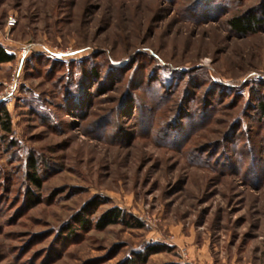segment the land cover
Masks as SVG:
<instances>
[{
  "label": "rangeland",
  "instance_id": "1",
  "mask_svg": "<svg viewBox=\"0 0 264 264\" xmlns=\"http://www.w3.org/2000/svg\"><path fill=\"white\" fill-rule=\"evenodd\" d=\"M0 44V264H264V0H0Z\"/></svg>",
  "mask_w": 264,
  "mask_h": 264
},
{
  "label": "trees",
  "instance_id": "2",
  "mask_svg": "<svg viewBox=\"0 0 264 264\" xmlns=\"http://www.w3.org/2000/svg\"><path fill=\"white\" fill-rule=\"evenodd\" d=\"M261 20L257 15H243L239 17H233L229 20V25L231 29L242 33L247 34L255 31L257 26L260 24ZM15 59V55L10 53L3 45L0 44V64L8 63ZM171 85V82L169 83ZM264 107V104H261V108ZM264 110V109H263ZM0 127L6 131L10 132L12 127V119L10 112L4 103H0ZM28 167L30 171L28 172L29 179L39 185L40 178L37 176V159L31 156L28 160ZM107 216V215H106ZM103 218V222L114 223L121 220L122 212L119 209H114L110 212L109 216ZM107 219V220H106ZM81 221V219H79ZM83 224V223H82ZM157 245L148 247V254L158 251L156 248Z\"/></svg>",
  "mask_w": 264,
  "mask_h": 264
},
{
  "label": "built area",
  "instance_id": "3",
  "mask_svg": "<svg viewBox=\"0 0 264 264\" xmlns=\"http://www.w3.org/2000/svg\"><path fill=\"white\" fill-rule=\"evenodd\" d=\"M15 23H16V18H15L14 16L10 15V16L7 18V25L10 26V27H12V26L15 25ZM27 51H29V50H25V52L22 51V52H24V53H21L20 66L22 65V63H23V61H24L26 55L28 54ZM19 69H20V67H19ZM16 81H17V80H15V82L13 83V85H12V86H11L6 92H5L4 96H2V97L0 98V103H4V102H6V100L8 99V97H9L10 95H12V93L17 89L18 84H17Z\"/></svg>",
  "mask_w": 264,
  "mask_h": 264
}]
</instances>
